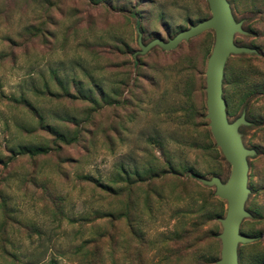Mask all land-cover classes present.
Wrapping results in <instances>:
<instances>
[{
    "label": "rangeland",
    "instance_id": "rangeland-1",
    "mask_svg": "<svg viewBox=\"0 0 264 264\" xmlns=\"http://www.w3.org/2000/svg\"><path fill=\"white\" fill-rule=\"evenodd\" d=\"M229 2L236 43L253 49L231 55L223 79L255 151L241 224L255 240L238 250L253 264L264 95L243 94L264 85V0ZM210 15L207 0H0V264H217L227 203L216 216L203 180L226 182L231 164L206 117L215 32L143 50Z\"/></svg>",
    "mask_w": 264,
    "mask_h": 264
},
{
    "label": "water",
    "instance_id": "water-1",
    "mask_svg": "<svg viewBox=\"0 0 264 264\" xmlns=\"http://www.w3.org/2000/svg\"><path fill=\"white\" fill-rule=\"evenodd\" d=\"M211 15L182 30L174 37L164 40L156 38L144 47V51L153 46H160L164 50H172L183 40L190 39L207 30H214L215 41L206 68V104L209 128L216 146L221 150L225 159L231 164V173L226 182L219 176L203 182L215 186V195L227 203L224 217L220 218L222 232L221 257L217 264H239V245L250 243L255 237L243 234L241 224L251 216L246 208V201L250 193L249 160L254 150L244 146L239 128L247 124L245 115L231 121L228 115L226 100L223 96L224 71L228 58L233 54L251 52L253 49L238 45L235 41L237 33H242V23L236 21L229 0H207Z\"/></svg>",
    "mask_w": 264,
    "mask_h": 264
},
{
    "label": "trees",
    "instance_id": "trees-1",
    "mask_svg": "<svg viewBox=\"0 0 264 264\" xmlns=\"http://www.w3.org/2000/svg\"><path fill=\"white\" fill-rule=\"evenodd\" d=\"M263 1V0H262ZM242 56V55H241ZM226 69V68H225ZM228 79H229V73H228ZM249 87H250V84H248V83H246ZM260 95V96H263L264 95V85H262L260 88L259 87H256L255 86V88L253 89V90H247L246 92H245V94H243V99L244 100H247V102L248 103H252V102H250V99H251V97H253L254 95ZM224 97H225V100H226V104H227V107H228V102L230 101V99H231V96H230V94H229V92H227L226 93V95H223ZM255 109H250V110H247V112H248V115L249 114H251V115H254V113H255V111H254ZM261 120H263L264 121V118L263 117H261ZM260 119H256V121H254L255 123H258V124H260V125H264V122L263 121H261ZM217 149V148H216ZM253 186V185H252ZM216 201H217V203L221 206L220 208H219V210L217 211V213L215 214L216 216H220L222 213H223V211H224V207H225V202H224V200H221V199H217L216 198ZM262 232L260 231V232H258V235H257V237H262ZM251 243V242H250ZM254 260H253V264H264V253L263 252H257L256 254H255V256H254V258H253ZM214 264H216V259L214 260ZM240 264H243V263H241L240 262Z\"/></svg>",
    "mask_w": 264,
    "mask_h": 264
}]
</instances>
